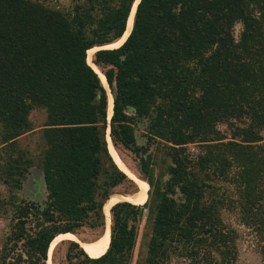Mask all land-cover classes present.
Returning a JSON list of instances; mask_svg holds the SVG:
<instances>
[{
    "label": "trees",
    "instance_id": "16d2710c",
    "mask_svg": "<svg viewBox=\"0 0 264 264\" xmlns=\"http://www.w3.org/2000/svg\"><path fill=\"white\" fill-rule=\"evenodd\" d=\"M136 1L72 0L61 9L0 0V123L12 138L29 128L33 109H44L47 143L46 199L17 206L7 237L14 257L3 247L2 264H47L58 235L105 228L112 189L132 183L109 152L107 130L114 146L139 155L134 117L154 111L153 134L174 145L217 135L219 123L229 137L194 164L171 147L166 186L142 205L114 203L107 250L93 258L69 241L68 264H130L144 209L151 234L140 264H166L173 247L196 264H230L232 231L221 201L206 196L215 187L206 172L235 163L241 220L264 233V0H138L122 44L101 48L122 38ZM96 47L92 63L113 99L109 120L107 90L87 61ZM140 174L152 187L143 157Z\"/></svg>",
    "mask_w": 264,
    "mask_h": 264
},
{
    "label": "rangeland",
    "instance_id": "374dc122",
    "mask_svg": "<svg viewBox=\"0 0 264 264\" xmlns=\"http://www.w3.org/2000/svg\"><path fill=\"white\" fill-rule=\"evenodd\" d=\"M33 1H37L50 8L68 9L70 5H72V0ZM239 30L240 25L236 24V36ZM96 50L97 48H94V50L91 51V59ZM98 70L100 71L99 68ZM100 79L102 81L101 77ZM105 88L109 101V95L111 94L109 88L106 86ZM128 114L132 117L135 115L133 110H130ZM28 120L30 123L29 128L12 138H10V135L6 134L0 123V264H2L3 247L9 245L8 247L12 250V254L9 256L14 257V246L9 242L7 237H9L11 228L14 224L13 215L17 206L29 202L43 203L47 195L42 167L46 155L45 151L47 149V143L43 136L44 124L46 122L45 110L41 108L33 109L29 114ZM155 120V111L152 112L149 117H134L133 128L135 141L138 146L143 148L139 155L121 145L114 146L108 135L109 129L107 130L106 139L110 154L112 155L111 152L114 150L119 158L127 164V167L135 175V178H137L135 179L127 174L132 180V183L125 182L112 189L113 194L110 197H115L117 200L114 203L124 201L123 196L126 198L136 197L139 190V182L137 180L147 183L140 174L142 157L147 160L149 165L150 179L153 186L150 187L148 185L145 198L141 202L136 200V202H134L136 205H142L147 201L149 191L154 194L156 189L166 186V181L169 178V168L172 164V158L169 155L170 152H173L171 147H175L179 153L185 151L186 156H188L194 164L198 158L207 155L210 151L214 153V150L209 148V145L225 141V139L217 140L219 138L229 137L226 124L219 123L217 125L219 134L217 135H208L206 138L201 139L195 138L193 141L186 144L174 145L168 140L159 138L153 134L154 130L152 124H154L153 122ZM240 171L236 163L230 166L224 173L220 172V170H207L206 175L215 187L208 188L206 196L209 201H216L218 199L221 201L220 219L225 228L232 231L235 255L230 264H264V233H257L252 226L245 225L241 220L240 196L242 194L243 184H240L242 183ZM262 181H264V174ZM133 183L135 186H133ZM260 188L264 191V184ZM261 196L264 201V193H262ZM105 212L107 217L106 209ZM106 227L107 219L105 230ZM102 232V228L91 229L84 227L77 233H72L75 236V240H58L52 248L50 245L48 252L50 264H68L66 252L69 247V241H76L79 244L81 242H96L100 239ZM150 234L151 226L148 211L144 209L143 215L138 221L137 237L130 264H140V259L144 257L146 253V243ZM12 260L13 259H10V261ZM166 264H196V262L190 257H186L181 248L173 247L169 251Z\"/></svg>",
    "mask_w": 264,
    "mask_h": 264
},
{
    "label": "bare ground",
    "instance_id": "6f19581e",
    "mask_svg": "<svg viewBox=\"0 0 264 264\" xmlns=\"http://www.w3.org/2000/svg\"><path fill=\"white\" fill-rule=\"evenodd\" d=\"M138 0L136 1V3L133 5V10H132V13H130V17L128 19V23H127V30L125 31L124 35L122 36V38L120 40H118L117 42L115 43H112L110 45H107L106 48H113V47H118L120 44H122V42L124 41V39L127 37L131 27H132V23H133V15H134V10H135V7H136V4H137ZM98 48V47H96ZM93 49H90L88 51V62L92 65V67L95 69V71L100 75V77L102 78V82L104 83V85L107 87L106 85V81H105V78L104 76L101 74V72L98 70V68L92 63V59H91V51H93ZM112 97L111 95H109V101H108V116L110 118L111 114H112ZM112 156L115 160V162L117 163V165L119 166V168L124 171L125 173H127L130 177H134L135 178V175L129 170V168L127 167V164L124 163L120 158L119 156L117 155V153L112 150ZM126 164V165H125ZM137 179V178H135ZM139 183V190L137 192V196L136 197H133V198H126L125 196H123V199L125 201H128V202H136V200L138 202H141L144 198H145V195H146V192H147V187H148V184L144 181H141V180H137ZM117 201L115 197H110L106 204H105V209L107 211V227H106V230L104 232V234L100 237L99 240H97L96 242H81L80 243V246L86 251V253L95 258V257H99L100 255H102L108 248V244H109V239H110V229L108 227L109 226V223H110V213H109V209H110V206L115 202ZM60 239H71V240H75V236L72 234V233H65V234H60L58 235L51 243V248L53 247V245ZM47 264H50L49 260L47 262Z\"/></svg>",
    "mask_w": 264,
    "mask_h": 264
},
{
    "label": "water",
    "instance_id": "95a60500",
    "mask_svg": "<svg viewBox=\"0 0 264 264\" xmlns=\"http://www.w3.org/2000/svg\"><path fill=\"white\" fill-rule=\"evenodd\" d=\"M134 12H135V10H134ZM133 16H134V15H133ZM132 25H133V23H132ZM131 28H132V27H131ZM130 30H131V29H130ZM129 32H130V31H129ZM128 34H129V33H128ZM101 48H106V47H101ZM98 49H100V48H97V50H98ZM103 76H104V75H103ZM104 78H105V77H104ZM106 85H107V83H106ZM107 87H108V86H107ZM112 101H113V99H112ZM112 104H113V102H112ZM111 115H112V114H111ZM110 117H111V116H110ZM109 119H110V118H108V120H109ZM120 170H121V169H120ZM125 174H126V173H125ZM109 211H110V210H109ZM109 213H110V212H109ZM104 231H105V228H103L102 235L104 234ZM102 235H101V236H102ZM101 236H100V237H101Z\"/></svg>",
    "mask_w": 264,
    "mask_h": 264
}]
</instances>
